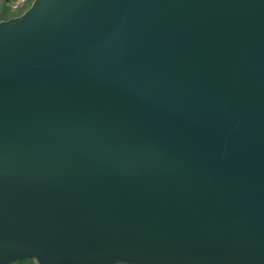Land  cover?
<instances>
[{
	"label": "water",
	"instance_id": "water-1",
	"mask_svg": "<svg viewBox=\"0 0 264 264\" xmlns=\"http://www.w3.org/2000/svg\"><path fill=\"white\" fill-rule=\"evenodd\" d=\"M264 264V0H32L0 20V264Z\"/></svg>",
	"mask_w": 264,
	"mask_h": 264
},
{
	"label": "rangeland",
	"instance_id": "rangeland-1",
	"mask_svg": "<svg viewBox=\"0 0 264 264\" xmlns=\"http://www.w3.org/2000/svg\"><path fill=\"white\" fill-rule=\"evenodd\" d=\"M32 0H0V20L22 13Z\"/></svg>",
	"mask_w": 264,
	"mask_h": 264
},
{
	"label": "flooded vegetation",
	"instance_id": "flooded-vegetation-1",
	"mask_svg": "<svg viewBox=\"0 0 264 264\" xmlns=\"http://www.w3.org/2000/svg\"><path fill=\"white\" fill-rule=\"evenodd\" d=\"M15 262H18L20 264H38L33 258L31 257H24V258H18L14 260ZM108 264H135V263H127V262H113V263H108Z\"/></svg>",
	"mask_w": 264,
	"mask_h": 264
},
{
	"label": "trees",
	"instance_id": "trees-1",
	"mask_svg": "<svg viewBox=\"0 0 264 264\" xmlns=\"http://www.w3.org/2000/svg\"><path fill=\"white\" fill-rule=\"evenodd\" d=\"M6 264H20V263L15 262V261L13 260V261L8 262V263H6ZM89 264H101V263H89Z\"/></svg>",
	"mask_w": 264,
	"mask_h": 264
}]
</instances>
